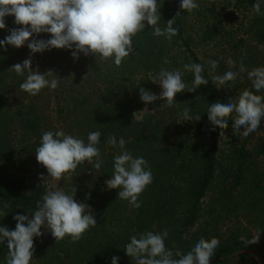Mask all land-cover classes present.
Returning a JSON list of instances; mask_svg holds the SVG:
<instances>
[{
  "label": "trees",
  "instance_id": "trees-1",
  "mask_svg": "<svg viewBox=\"0 0 264 264\" xmlns=\"http://www.w3.org/2000/svg\"><path fill=\"white\" fill-rule=\"evenodd\" d=\"M253 3L199 0V8L188 12L180 8L179 0H160L161 27L180 12L173 25L177 35L168 41L153 36L151 26H146L133 38L137 54L125 58L119 67L98 55L80 54L74 60L67 49L36 53L33 69H51L63 78L57 89L45 88L36 96L20 89L25 77L10 69L29 57L27 46L0 50V159L15 149L36 158L43 131L62 129L85 142L88 132H102L98 145L104 161L101 169L82 163L67 173L75 181L74 198L91 205L97 225L76 242L69 237L56 241L51 235L35 248L39 239L35 237L31 264H111L113 255L120 257V264H136L123 250L129 237L164 229L169 232L166 247L173 251H187L200 237H217L220 245L210 264H264V120L223 159L219 138L232 125L234 113L226 117L227 126L212 125L207 114L208 104L244 89L255 90L247 72H241L245 86L235 81L228 87L232 88L229 94L218 89L212 80L217 70H210L198 55L202 47H225V54L237 61L236 67L241 57L248 70L264 65V15L254 12ZM5 22L0 39L9 29L19 27L12 16ZM191 62L205 64L203 75L209 83L196 92L178 93L179 103L171 107L158 99L147 105L151 112L143 111L146 105L140 100L139 87L157 95L161 90L150 75L161 68L183 70ZM218 69L224 72L220 63ZM183 79L191 86V73L185 71ZM256 94L264 95V90ZM189 106L193 119L184 121L181 113ZM259 132L263 134L256 136ZM110 135L124 138L125 147L134 156H143L151 168L153 180L140 194L139 208H131L117 198L116 189L108 190L105 185L113 171V156L119 154L106 144ZM252 139L255 143L249 148ZM89 193L91 198L86 199ZM44 194V185L0 168V209L7 213L0 217V226L14 229L13 217L30 216L27 211L34 210ZM260 231L256 243L240 240ZM7 253L5 242L0 246V261Z\"/></svg>",
  "mask_w": 264,
  "mask_h": 264
},
{
  "label": "clouds",
  "instance_id": "clouds-1",
  "mask_svg": "<svg viewBox=\"0 0 264 264\" xmlns=\"http://www.w3.org/2000/svg\"><path fill=\"white\" fill-rule=\"evenodd\" d=\"M179 3L180 8L188 12L200 6L199 0H179ZM159 4L160 0H0V29L6 28L5 18L8 16L14 17V24L19 26L9 29L8 34L0 39V50L7 51V46H27L29 57L10 69L25 77L19 85L20 89L36 96L45 88L57 89L63 79L51 69H33L36 53L43 54L54 48L67 49L74 60H78L80 54L98 55L104 60L111 59L119 67L125 58L137 54L133 38L144 32L146 26H151L153 36L171 41L178 33L173 25L180 12L161 27ZM261 4L264 0H254L253 10L257 15H264ZM40 34L50 35L47 39L37 38ZM206 64L212 71L218 67V61L214 59L207 60ZM227 64L229 68L223 74L212 76L218 89L231 87L229 81L241 72H247L255 91L244 89L238 96L228 95L226 99L208 104V120L214 126H227L226 117L234 113L232 128L247 137L264 120V95L256 94L264 90V65L248 70L243 64V57L239 60V67H236L237 61L232 57L228 58ZM185 71L192 74L191 86L183 79ZM204 71L205 64L196 62L184 64L183 70L161 68L150 75V81L160 86L158 95L139 87L140 100L146 105L142 110L149 111L147 105L158 99L169 107L179 103L175 99L178 93L196 92L201 85L209 83L203 75ZM180 118L184 121L193 119L190 106L183 109ZM200 118L196 117V121ZM101 136L100 130L90 131L85 142L62 129L43 131L35 150L37 162L46 168L48 177L57 181L74 172L82 163L98 171L104 163L98 147ZM106 144L119 150V154L113 156L112 174L105 181L107 189H116L117 198L126 200L131 208L141 207L139 196L153 180L148 161L143 156H134L125 147L126 141L122 137L118 139L110 135ZM75 193L70 194L62 187L48 191L37 201L34 210L27 211L30 216L17 214L13 217L16 221L14 229L0 226V246L6 242L8 248L7 256L0 264H31L34 238L43 236L45 232H50L56 241L67 236L76 242L90 227H95L94 210L91 205L78 202L74 198ZM90 198L89 193L86 199ZM6 214L0 209V217ZM42 228L44 231H41ZM260 233L254 237L241 236L240 240L246 244L256 243ZM168 235L167 229L139 232L129 237L123 250L136 264H210L220 245L217 237H200L187 251L179 248L173 251L165 244ZM111 264H120V257L113 255Z\"/></svg>",
  "mask_w": 264,
  "mask_h": 264
},
{
  "label": "rangeland",
  "instance_id": "rangeland-1",
  "mask_svg": "<svg viewBox=\"0 0 264 264\" xmlns=\"http://www.w3.org/2000/svg\"><path fill=\"white\" fill-rule=\"evenodd\" d=\"M218 2H221V0H216ZM224 50L226 51L225 47L221 48H201L198 51V55L203 60H209L214 59L217 60L218 63L223 65L224 72L229 68V65L227 64V60L229 58L228 53L225 54ZM217 73L216 75H221V73L217 67ZM215 74V73H214ZM237 82L238 84H242L245 86L244 78L242 73H240L233 81H230L231 86L234 85L233 82ZM222 89L225 91V93H231V89H228V86L222 87ZM241 90H237L236 92H240ZM239 94H235V96H238ZM143 115V111L139 113V116L137 117L138 120H140L141 116ZM235 114H233L234 116ZM243 130V126H241V131ZM263 133L259 132L256 136H261ZM243 136L241 132L235 131L232 128V125L220 136L219 138V148L221 151V156L224 159V156H227L229 151L232 148H237L240 146L243 142ZM255 143V139H252L251 143L248 145L249 148L252 147V145ZM16 151H13L12 154H9L7 157L0 159V168L14 173L17 176H22L30 183H40L45 186L46 192L55 190L57 188H63L64 191L68 193H72L74 187H75V181L70 175L65 174L64 178L60 181L55 180L54 178L48 177V173L46 168L37 162L36 158H28L25 157L24 154H22L19 149H15ZM261 164H264V159L261 160ZM42 231L44 229L42 228ZM51 236L50 232H45V234L41 237H39L37 244L35 248H38L39 246H42L45 241ZM67 237V236H66Z\"/></svg>",
  "mask_w": 264,
  "mask_h": 264
}]
</instances>
